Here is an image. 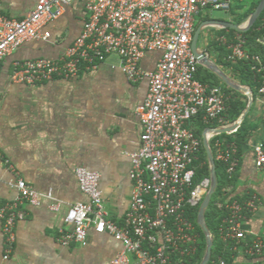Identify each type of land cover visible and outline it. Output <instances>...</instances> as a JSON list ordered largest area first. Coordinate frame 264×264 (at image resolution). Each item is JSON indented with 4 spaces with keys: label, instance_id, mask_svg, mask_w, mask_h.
I'll list each match as a JSON object with an SVG mask.
<instances>
[{
    "label": "built area",
    "instance_id": "obj_1",
    "mask_svg": "<svg viewBox=\"0 0 264 264\" xmlns=\"http://www.w3.org/2000/svg\"><path fill=\"white\" fill-rule=\"evenodd\" d=\"M75 0H39L35 10L23 20H11L0 9V75L4 61L25 43L48 41V24L59 20ZM89 19L82 34L60 60L37 59L16 62L10 76L17 85H35L54 79L72 80L82 69L95 70L115 55L121 71L132 83L148 81V93L136 114L142 128L141 146L129 154L131 202L122 226L107 220L100 174L85 168L76 170L80 191L88 203L68 209L65 223L72 231L60 232L57 242L63 247L88 245V231L109 234L122 244V250L111 264H172V256H193L199 235L186 217L187 206H197L209 190V179L194 185L198 160L204 140L198 138L190 124L202 117L204 124L227 123L224 113L228 100L219 86H209L197 78L199 62L193 53L195 20L203 11L231 10L236 0H82ZM264 14V12H263ZM264 29V16H263ZM264 46V37L259 40ZM229 51V61H249L263 74L259 95H264V63L245 50L246 40L236 35L232 41L221 37ZM161 54L154 71H144L140 64L148 53ZM238 131V130H237ZM234 131L229 135L236 133ZM211 140L218 134L206 133ZM214 158L222 162L232 176L239 165L235 145L214 143ZM255 165L264 171V141L254 148ZM1 183V180H0ZM18 191L11 203L0 204L4 235L3 261L11 258L16 243V226L26 217L24 204L39 206L41 194L23 179L10 184ZM53 200V195L44 196ZM256 195L228 205V216L220 233L224 242H235L236 253L245 239L242 221L258 210ZM60 204L50 206L60 211ZM263 252L257 240L246 254L257 258ZM215 264H227L219 259Z\"/></svg>",
    "mask_w": 264,
    "mask_h": 264
},
{
    "label": "crops",
    "instance_id": "obj_2",
    "mask_svg": "<svg viewBox=\"0 0 264 264\" xmlns=\"http://www.w3.org/2000/svg\"><path fill=\"white\" fill-rule=\"evenodd\" d=\"M38 2L0 0V9L11 20H23L35 10ZM88 19L84 2L75 0L59 20L46 26L45 31L51 34L48 41L25 43L3 63L0 75V204L11 203L18 197V191L10 184H15L19 178L41 197L37 207L22 206L26 217L16 226L15 249L7 262L3 261L4 235L0 220V264H111L122 250L120 242L109 234H97L94 226L88 231L86 247L78 244L63 247L57 238L61 231L73 229L65 223L68 209L89 202L79 188L78 168L100 174L99 188L107 220L122 226L133 190L128 155L141 146L142 128L136 110L145 101L148 81L130 82L115 55L109 56L95 70L82 69L72 80L56 78L42 84L17 85L10 79L16 62L60 60L82 34ZM204 22L207 21L197 22L196 18L195 32ZM221 30L230 29L204 27L199 50L229 81L250 89L242 83L239 74L217 62L212 44L222 36L227 37L220 35ZM160 57V53H148L141 61V68L154 71ZM213 74L220 87L231 88L220 76ZM250 112V122L257 129L242 146L235 171L237 182L229 192L230 198L240 200L256 195L259 206L242 221L245 239L236 250L235 264H264V171L256 168L254 155L255 146L264 141V95L258 96ZM194 122L190 126L192 130ZM235 123L206 126L202 139L209 130L227 129ZM48 193L53 195V200L44 197ZM55 203L61 206L59 212L50 210ZM257 240L262 243L263 252L251 258L246 250Z\"/></svg>",
    "mask_w": 264,
    "mask_h": 264
},
{
    "label": "trees",
    "instance_id": "obj_3",
    "mask_svg": "<svg viewBox=\"0 0 264 264\" xmlns=\"http://www.w3.org/2000/svg\"><path fill=\"white\" fill-rule=\"evenodd\" d=\"M261 1L262 0H253L249 8L244 12L242 11L238 13L236 11L233 13L234 15L232 22L236 25L243 24L254 13ZM263 16L264 14L261 15L257 23L249 31L242 33L241 36L246 40L245 50L247 53L250 56L260 57L264 63V46L259 42V40L264 37V29L262 27ZM236 34L238 33L233 30H221L220 32V35H226L229 38V41H232ZM212 48L217 56L218 64L229 68L234 73L239 74L242 79V83L252 90L255 103L258 99V96H260L259 89L261 88L263 81V74H258L253 68L255 63L252 60L234 62L229 61V51L221 43V37L220 40H217L212 44ZM196 78L201 83L209 86H219L220 84L217 76H215L213 73H210L202 66H198ZM222 89L228 98L224 117L228 123L233 124L247 109L248 98L232 90L231 88L226 87ZM250 114L246 116L241 127L236 133L232 135L222 134L211 140L210 147L214 156H216L214 152V143L217 140L220 141L224 147L231 144L235 145L238 149L239 156L242 146L252 137L257 129L256 125L250 122ZM194 121V125H196L194 126L193 131L198 138L202 139V133L206 127V124H204L202 117H198ZM215 161L218 185L206 212L205 218L206 224L213 237L212 256L209 264H215L219 259L225 260L227 264H235L236 254L233 252V248L236 244L234 241L224 242L222 240L220 230L224 226V221L226 220L229 213L227 208L228 205L234 201L241 202L243 200L238 198H230L229 189L235 187L237 182V174L234 172L232 176H229L227 174L225 165L216 159ZM192 168H194L196 171V177L194 181L195 186L206 179H210V166L204 145H202L201 152L198 155V160L193 162ZM202 202L203 200L195 207L187 206L186 209V217L193 223L196 233L199 235L197 251L193 256L189 257H179V255L176 254L173 255L172 264H201L204 259L207 242L203 231L198 225V215Z\"/></svg>",
    "mask_w": 264,
    "mask_h": 264
},
{
    "label": "water",
    "instance_id": "obj_4",
    "mask_svg": "<svg viewBox=\"0 0 264 264\" xmlns=\"http://www.w3.org/2000/svg\"><path fill=\"white\" fill-rule=\"evenodd\" d=\"M263 12H264V0H262L260 2L257 9L250 16L247 23H245L243 25H235V24L230 23V22L207 21V22H204L203 25L200 26L194 34L193 42H192V50H193V53L195 54V56L199 62V65L211 70L213 73L220 76L228 84L229 87H231L237 91L243 92L248 97V101H249L247 109L245 110V112L243 113L241 118L232 127L227 128V129L209 130V131H214L215 134H218V135L230 134L234 131H237L240 128L243 121L245 120L246 116L251 111V108L254 104V99H253V93L250 89L242 88L240 86L233 84L231 81H229L226 77H224L219 72L216 65L210 61L208 56L199 50L198 41H199L201 31L204 27L215 26V27H218L221 29L234 30L238 33H245L247 31H249L257 23V21L259 20V18L263 14ZM209 140H210V137L206 134L204 136V147H205V150L207 153V158H208V162H209V166H210V179H209V190L203 199V202L201 204V208L199 211V215H198V225L201 228V230L203 231V233L206 237V242H207L205 256H204V259H203L201 264H209V262L211 260V256H212L213 237H212V234H211V232H210V230L206 224L205 218H206V212L209 208L212 197H213V195L216 191L217 185H218L217 176H216V161H215L214 155L212 153Z\"/></svg>",
    "mask_w": 264,
    "mask_h": 264
},
{
    "label": "rangeland",
    "instance_id": "obj_5",
    "mask_svg": "<svg viewBox=\"0 0 264 264\" xmlns=\"http://www.w3.org/2000/svg\"><path fill=\"white\" fill-rule=\"evenodd\" d=\"M253 0H236L233 1L231 3V10L229 12H224V11H203L201 13V15L199 17H197V22H203V21H222V22H226V21H232L233 19V13H235L236 11L238 13L240 12H244L245 10H247L250 6V4L252 3ZM243 7V9H242ZM249 19H247L248 21ZM247 21H245L243 24L247 23ZM222 38H226L227 40H229L228 37L222 36ZM203 42V36L201 35L200 37V42L198 44V48L201 47ZM226 47V46H225Z\"/></svg>",
    "mask_w": 264,
    "mask_h": 264
}]
</instances>
